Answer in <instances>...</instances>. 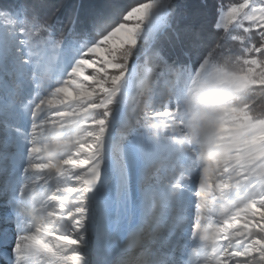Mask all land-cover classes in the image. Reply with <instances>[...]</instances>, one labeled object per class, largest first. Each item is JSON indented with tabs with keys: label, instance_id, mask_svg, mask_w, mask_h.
Here are the masks:
<instances>
[{
	"label": "snow or ice",
	"instance_id": "6c2138e0",
	"mask_svg": "<svg viewBox=\"0 0 264 264\" xmlns=\"http://www.w3.org/2000/svg\"><path fill=\"white\" fill-rule=\"evenodd\" d=\"M43 6H0L9 20L0 30V264H92L85 251L91 201L106 161L113 163L118 123L127 125L116 164L121 189L129 144L145 159L163 152L199 174L194 221L190 180L145 193L164 235L133 264H193L186 235L201 242L195 264H264V111L253 102L264 98V0L228 7L211 24L231 25L227 36L204 23L171 22V0L126 12L112 0L107 12L73 13L56 40L59 8L45 18ZM41 34L53 54L44 79L34 51ZM227 38L238 42L239 55L220 51ZM165 39L176 55L164 50ZM147 43L157 49L158 73L128 124L132 117L122 120L118 105L129 94V61ZM209 213L219 215L214 224Z\"/></svg>",
	"mask_w": 264,
	"mask_h": 264
},
{
	"label": "rangeland",
	"instance_id": "374dc122",
	"mask_svg": "<svg viewBox=\"0 0 264 264\" xmlns=\"http://www.w3.org/2000/svg\"><path fill=\"white\" fill-rule=\"evenodd\" d=\"M239 2H242V0ZM226 10H224L221 15H223ZM8 25L9 20L5 19L4 16H0V30H3ZM231 27L232 26L229 25V28L223 29V32H228L231 30ZM238 34L239 30L233 31V36ZM234 42L235 47L231 46V48H235V55H239L240 49L236 48L238 47L236 46L238 42ZM150 45L152 46L151 43L142 45L138 54L129 61L133 70L130 79L129 94L126 100L121 105H118L122 120L127 115L132 117V119L128 120V124L133 122L136 112L147 100L149 90L153 87L158 73V68L155 69V67L151 68L148 66L149 58L145 53ZM39 50L40 57H37L39 66L38 76L44 79L48 60L41 57V53L44 52L45 49L39 48ZM151 53L150 56L152 59H154V61L156 60L158 63L156 52L153 53L152 51ZM169 54L174 55L172 52ZM260 98L261 96H256L253 101L257 111L260 109V106L257 104ZM126 127L127 125L121 127L120 123L116 125L117 138L113 140L111 145L113 163L111 161H106L103 169V179L91 201L93 226L87 237V247L85 251L89 254L92 264H96L95 260H97L98 257L101 259L104 256L100 255L99 252L94 253L92 251L95 245H99L100 238L104 236L115 238L125 235V239H128L126 242L128 245L125 251L119 253L116 257L111 256L110 253H106V256L110 255L112 259L110 260L108 258L106 263L103 264H124L125 261H127L128 264H133V262H139L145 258V250H155L157 247L156 242L163 237L164 232L162 229L158 228L156 220L145 206V193L147 191L163 190L170 182L175 183L176 180L179 179L190 180L193 198L191 217L193 221L195 220V202L199 200V198L195 196V192L199 191V174L193 176L191 172L183 170L180 165L175 163L166 153L157 152L153 154L151 158L145 159L143 156L138 155L133 145L129 144L128 157L126 160L128 169L126 182L124 188H120L119 173L116 171V164L122 149L127 146V136L125 134ZM147 169H151V171L148 175H145ZM34 179L36 180L37 190L42 191L44 188L43 181L39 177H34ZM210 201L211 197L209 196V202ZM0 212H2V209H0ZM169 213L170 210H162L163 217H166ZM218 219V214L209 213L207 215V220L210 224H214ZM12 227H14V225H12ZM130 227L136 230L132 233V230L129 229ZM185 233H187V229H185ZM186 239L191 243L192 250L189 252V255L193 259V264H195L196 259H198L195 255V249L199 247L201 242L187 235Z\"/></svg>",
	"mask_w": 264,
	"mask_h": 264
},
{
	"label": "trees",
	"instance_id": "16d2710c",
	"mask_svg": "<svg viewBox=\"0 0 264 264\" xmlns=\"http://www.w3.org/2000/svg\"><path fill=\"white\" fill-rule=\"evenodd\" d=\"M148 1L149 0H116L117 4L121 9H123L124 12L131 10L132 7H136L139 4ZM239 1L240 0H171L173 9L169 20L171 22H179L181 25L186 23H204L206 27L210 31H213L216 36H227V32H223L224 28L212 29L211 24L214 21L219 20L220 15L224 10ZM41 2H43L44 6L41 7L40 12L41 15L45 18L52 15V12L54 10L53 6L59 8V11L56 13V17H53V19L58 18L62 23L57 25L54 38L56 40H61L62 30L66 31L67 28L70 27L67 24V21L68 18L73 15V13L83 18V15H92L98 12H107L110 9L112 0H0V6L25 5L30 3L40 4ZM218 2L222 4L219 13L216 10V5ZM161 36H163L162 32L158 33L156 38L159 40ZM169 37H171L170 33ZM46 39H48L47 34H41L37 37L36 42L38 47L35 48V52L38 53L37 57H40L39 48L44 49L43 45ZM256 39H258V37H256ZM83 43H85V41L82 40L81 44ZM222 44L223 48L220 49L221 52L224 50V48H231V46H234L235 42L231 38H227L222 41ZM163 47L166 52H172L174 55L177 54L178 50L172 47L168 43L167 39L163 40ZM234 49L232 50V52L235 55ZM152 51L153 53L157 51L156 47L153 44L152 46L150 45L145 54H147L149 58L148 66L151 68L155 67L156 69L158 68V63L156 60L154 61V59H152V57L150 56V54H152ZM52 56L53 54L50 50H44V52L41 53V57H44L47 60ZM257 104L260 106V109L258 111H264V98L261 97L258 100Z\"/></svg>",
	"mask_w": 264,
	"mask_h": 264
},
{
	"label": "bare ground",
	"instance_id": "6f19581e",
	"mask_svg": "<svg viewBox=\"0 0 264 264\" xmlns=\"http://www.w3.org/2000/svg\"><path fill=\"white\" fill-rule=\"evenodd\" d=\"M2 211H3V209H2ZM130 230H132V233L136 230L135 228H132V227H130L129 228ZM101 237V236H100ZM133 237V236H132ZM123 240H125V235L122 237V236H118V237H112V238H110V236H108V237H106V236H104V237H102V238H100V243H99V245H95L93 248H92V251L95 253V252H99L100 253V255H104V257H105V255H106V253H110L111 251H114L112 254H111V256H113L114 255V253H115V251L118 249V247H119V243L121 242V241H123ZM99 242V241H98ZM117 252V251H116ZM107 254V255H108ZM111 256H109V259L111 260L112 258H111ZM97 259H99V257L97 258ZM105 263H106V261H105Z\"/></svg>",
	"mask_w": 264,
	"mask_h": 264
}]
</instances>
